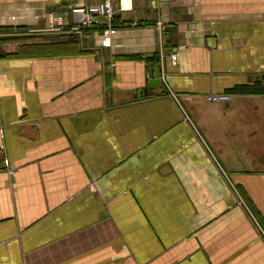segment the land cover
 I'll return each mask as SVG.
<instances>
[{
  "label": "crops",
  "instance_id": "0c3cea01",
  "mask_svg": "<svg viewBox=\"0 0 264 264\" xmlns=\"http://www.w3.org/2000/svg\"><path fill=\"white\" fill-rule=\"evenodd\" d=\"M101 1L0 0V264H264V0Z\"/></svg>",
  "mask_w": 264,
  "mask_h": 264
},
{
  "label": "built area",
  "instance_id": "2783aa9c",
  "mask_svg": "<svg viewBox=\"0 0 264 264\" xmlns=\"http://www.w3.org/2000/svg\"><path fill=\"white\" fill-rule=\"evenodd\" d=\"M116 2L115 0H103L98 3L73 6L70 10V14L73 17L71 29L105 30L113 28V20L116 14L133 9V0H116ZM56 19L61 21V26H64V17L62 15H58ZM54 27L51 26L52 29ZM205 100L208 103L226 104L231 101V95L210 94L205 96ZM90 189L94 193L98 192L97 187L93 184L90 186Z\"/></svg>",
  "mask_w": 264,
  "mask_h": 264
},
{
  "label": "trees",
  "instance_id": "16d2710c",
  "mask_svg": "<svg viewBox=\"0 0 264 264\" xmlns=\"http://www.w3.org/2000/svg\"><path fill=\"white\" fill-rule=\"evenodd\" d=\"M45 40H50L47 43L56 41L52 35L45 38ZM58 42H60V40ZM236 90L239 93L247 95H264V77L255 79L246 85L239 86Z\"/></svg>",
  "mask_w": 264,
  "mask_h": 264
},
{
  "label": "water",
  "instance_id": "95a60500",
  "mask_svg": "<svg viewBox=\"0 0 264 264\" xmlns=\"http://www.w3.org/2000/svg\"><path fill=\"white\" fill-rule=\"evenodd\" d=\"M161 68L157 67V68H153L150 70L149 73V87L144 89L143 92L141 93V95H149L150 89L155 87V86H159L161 85Z\"/></svg>",
  "mask_w": 264,
  "mask_h": 264
}]
</instances>
